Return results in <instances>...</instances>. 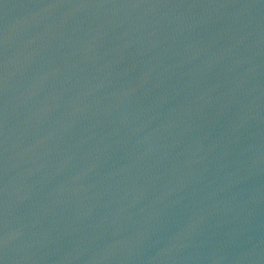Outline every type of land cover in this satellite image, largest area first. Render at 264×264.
<instances>
[{
    "label": "water",
    "instance_id": "95a60500",
    "mask_svg": "<svg viewBox=\"0 0 264 264\" xmlns=\"http://www.w3.org/2000/svg\"><path fill=\"white\" fill-rule=\"evenodd\" d=\"M0 264H264V0H0Z\"/></svg>",
    "mask_w": 264,
    "mask_h": 264
}]
</instances>
